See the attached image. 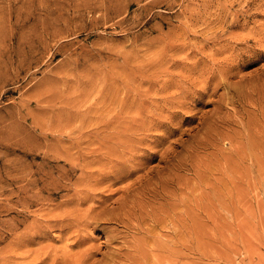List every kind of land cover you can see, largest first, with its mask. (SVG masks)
<instances>
[{"label": "rangeland", "instance_id": "obj_1", "mask_svg": "<svg viewBox=\"0 0 264 264\" xmlns=\"http://www.w3.org/2000/svg\"><path fill=\"white\" fill-rule=\"evenodd\" d=\"M0 264H264V0H0Z\"/></svg>", "mask_w": 264, "mask_h": 264}]
</instances>
